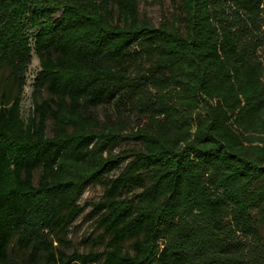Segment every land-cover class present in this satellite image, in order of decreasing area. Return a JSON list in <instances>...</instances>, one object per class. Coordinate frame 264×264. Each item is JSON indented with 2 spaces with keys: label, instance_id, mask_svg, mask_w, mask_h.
Returning a JSON list of instances; mask_svg holds the SVG:
<instances>
[{
  "label": "trees",
  "instance_id": "trees-1",
  "mask_svg": "<svg viewBox=\"0 0 264 264\" xmlns=\"http://www.w3.org/2000/svg\"><path fill=\"white\" fill-rule=\"evenodd\" d=\"M171 4L0 0V264H264V0ZM101 182L104 248L68 253Z\"/></svg>",
  "mask_w": 264,
  "mask_h": 264
},
{
  "label": "rangeland",
  "instance_id": "rangeland-1",
  "mask_svg": "<svg viewBox=\"0 0 264 264\" xmlns=\"http://www.w3.org/2000/svg\"><path fill=\"white\" fill-rule=\"evenodd\" d=\"M171 0H138V12L145 16L152 23L158 24L172 11ZM39 68L38 58L33 53L31 63L27 71L26 83L22 90L21 111L24 118H27L33 108L32 82ZM16 86L10 78L7 70H0V92L14 94ZM48 120V133L51 131ZM38 178V171L34 180ZM104 192V183H96L88 186L79 198L80 205L84 206L82 213L74 220L68 228L65 237L66 245L62 246L68 253L73 251L86 253L90 250L99 251L104 248L106 239H102V230L97 226L96 216L91 213L92 202L98 201ZM74 264H81L75 261ZM98 264V263H96Z\"/></svg>",
  "mask_w": 264,
  "mask_h": 264
}]
</instances>
